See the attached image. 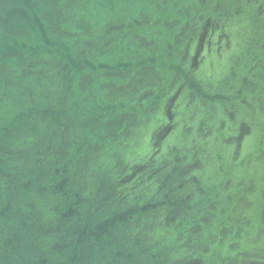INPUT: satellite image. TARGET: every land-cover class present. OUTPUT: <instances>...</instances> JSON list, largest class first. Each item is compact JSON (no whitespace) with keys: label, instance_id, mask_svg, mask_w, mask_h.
I'll use <instances>...</instances> for the list:
<instances>
[{"label":"water","instance_id":"obj_1","mask_svg":"<svg viewBox=\"0 0 264 264\" xmlns=\"http://www.w3.org/2000/svg\"><path fill=\"white\" fill-rule=\"evenodd\" d=\"M0 264H264V0H0Z\"/></svg>","mask_w":264,"mask_h":264}]
</instances>
